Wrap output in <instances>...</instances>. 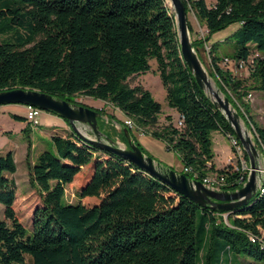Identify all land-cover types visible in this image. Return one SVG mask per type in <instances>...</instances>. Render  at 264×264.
<instances>
[{
  "label": "trees",
  "instance_id": "trees-1",
  "mask_svg": "<svg viewBox=\"0 0 264 264\" xmlns=\"http://www.w3.org/2000/svg\"><path fill=\"white\" fill-rule=\"evenodd\" d=\"M182 2L207 29L192 40L203 64L201 50L214 35L238 25L226 51L210 43L208 73L264 153V127L250 120L244 108L251 90L264 91V0ZM188 27L192 35L189 17ZM0 37V92L33 89L70 103L80 94L101 100L176 152L183 164L180 173L188 178L224 177L221 191L233 192L248 177L240 165L217 169L213 164V132L241 144L184 62L166 0H0ZM151 60L157 62L168 106L185 117L182 128L167 116V124L154 129L162 105L142 85L129 83L151 70ZM220 63L241 65L248 78L238 79ZM97 111L107 114L105 108ZM58 117L67 124L65 133L53 134V151L41 153L30 170L41 201L31 231L15 210V154L0 153L5 216L0 220V264H26L27 254L31 264H235L242 254L264 262V192L232 210L201 207L129 161L89 144ZM25 120L30 128L23 132L29 137L31 127L40 123L29 120L28 113ZM121 127L118 138L127 145V129L141 148L135 131L124 122ZM75 182L80 202L64 205L66 185Z\"/></svg>",
  "mask_w": 264,
  "mask_h": 264
},
{
  "label": "rangeland",
  "instance_id": "rangeland-1",
  "mask_svg": "<svg viewBox=\"0 0 264 264\" xmlns=\"http://www.w3.org/2000/svg\"><path fill=\"white\" fill-rule=\"evenodd\" d=\"M166 4L171 7V3H169L168 0H166ZM188 17L193 27L191 40L199 37L201 38L208 33L207 29L204 26H201L193 11L189 13ZM238 28V25H233L228 29L215 34L210 43L213 41L218 42L220 49L223 52L226 51L227 48H230L234 44V39L231 36L238 30ZM1 40L2 38L0 37V42ZM210 43L206 46L205 50H201V58L204 61L203 65L207 72L208 69H211V60L209 58ZM150 64L151 70L148 73L142 76H135L130 80L129 83L131 86H136L138 84L142 85L144 88L149 90L152 93L154 99L162 105L163 109L159 117V127L154 128L160 130L167 124L166 117H176V112H174V110L168 106L166 91L157 73L158 65L156 60H151ZM220 65L224 70L229 71L238 79L248 78V72L234 63H229L228 65L220 63ZM211 80L214 87H217L216 81L213 78H211ZM250 94L251 98L247 100V103L244 107L245 111L248 113L250 120L264 127V91L251 90ZM223 96L226 95L223 93ZM74 102L82 106L86 105L87 107L96 111L97 109L105 108L107 113L105 116L109 115L115 120L112 121L107 118H100L101 131L113 140L118 141L122 147H126L124 142L119 139L121 138L122 122H124L126 119L123 113L110 104H106L101 100L85 97L82 94L76 95L74 97ZM237 105L240 110L243 111L241 105L238 103ZM27 113L26 106H0V153L12 151L15 154L17 172L11 176V178H13L16 182L18 193L15 203V210L19 220L26 225L25 227L29 231H31L30 226L33 213L35 209L41 205L39 192L36 188H33L30 183L31 167L36 163L37 158L41 153L45 151H53V134H64L67 124L58 116L46 111H42L38 116L40 125L38 127H31L30 136L28 137L25 132H23L24 129L30 128L28 121L25 120L27 118ZM15 116L21 117L23 119H18ZM175 120L177 122V119ZM241 123L242 126L245 127L243 121ZM79 131L89 138L93 137L90 131L87 132L85 130V127H81ZM147 131L148 133H152L153 129L150 128ZM134 134L141 148L145 152V155L153 158L155 162L165 168L173 169L177 172L183 170V164L179 155L174 151L167 150L166 145L161 140L154 138L151 135L142 134L139 131H135ZM250 134L252 142L256 146L254 135L252 132ZM212 136V150L217 164L222 166L223 163H230L231 159L233 158L234 160L232 161H234L236 165H239V157L237 156V152L233 150L232 140L228 139L220 132H213ZM30 143H32V147L29 150ZM257 151L259 154L258 163L264 169V153L259 148H257ZM243 154V165L244 167L250 168V162L245 157L247 153L244 149ZM79 202V182L67 184L66 193L63 197V204L77 205ZM3 219H5L4 206L0 204V220ZM25 261L26 264H31L32 257L27 254ZM235 264H264V262L257 261L254 258L242 254L239 255V258Z\"/></svg>",
  "mask_w": 264,
  "mask_h": 264
},
{
  "label": "water",
  "instance_id": "water-1",
  "mask_svg": "<svg viewBox=\"0 0 264 264\" xmlns=\"http://www.w3.org/2000/svg\"><path fill=\"white\" fill-rule=\"evenodd\" d=\"M170 2L172 13H174L177 23V32L184 62L198 86L207 94L214 106L233 128L237 139L248 155L250 171L246 183L240 189L233 192L216 190L206 186L199 180L190 179L185 174L161 166L153 158L143 153L127 129H124L127 145H125V148L122 147L118 141L113 140L101 131L98 120L100 118H109L89 107L70 103L33 89H13L0 92V106H31L42 111L55 113L67 120L72 129L89 144L129 161L138 169L159 180L197 205L201 207L209 206L214 210L222 211L236 209L247 205L264 185V169L258 163V146L253 144L250 129L230 103L229 98L223 96V92L218 85L213 91L211 77L192 44L188 27V13L184 3L182 0H170ZM242 121L245 127L242 126ZM81 127H85L87 132L90 131L93 137L89 138L83 135L79 131Z\"/></svg>",
  "mask_w": 264,
  "mask_h": 264
},
{
  "label": "built area",
  "instance_id": "built-area-1",
  "mask_svg": "<svg viewBox=\"0 0 264 264\" xmlns=\"http://www.w3.org/2000/svg\"><path fill=\"white\" fill-rule=\"evenodd\" d=\"M240 68L242 67L241 65L239 66ZM251 98V94H249L246 98V101ZM27 110H28V118L29 120L33 121L35 124L37 123L38 121V116L40 115V113L42 112V110L40 109H37V108H34V107H31V106H27ZM184 121H185V117L183 115L181 116H178L177 118V126L179 128H182L184 126ZM125 125H127L129 128H131L132 130L134 131H139L141 132L142 134H144L141 130H139L136 126V124L129 118H126L125 121H124ZM0 135H1V132H0ZM232 142H233V147L235 148V152H237V156L239 157V165H240V169L245 172V173H249L250 171V168L248 167H244L243 163V148L241 145H239L237 143L236 140L232 139ZM237 169L239 170V168L237 167ZM192 170L190 168H185V172H191ZM225 178L224 177H218L216 175H210V176H207L206 178L203 179V182L206 186L210 187V188H213V189H216V190H221V187L225 184ZM247 181V178L243 177L241 182H242V186L246 183ZM261 192H264V189L263 187L260 189ZM250 239L252 242H255L256 241V238L253 237V236H250Z\"/></svg>",
  "mask_w": 264,
  "mask_h": 264
},
{
  "label": "crops",
  "instance_id": "crops-1",
  "mask_svg": "<svg viewBox=\"0 0 264 264\" xmlns=\"http://www.w3.org/2000/svg\"><path fill=\"white\" fill-rule=\"evenodd\" d=\"M142 76V75H141ZM26 109H27V107H26ZM173 110V109H172ZM174 112H176L175 110H174ZM125 116V115H124ZM176 117H174V119H177L178 118V113L176 112V115H175ZM126 118V117H125ZM212 139H213V136H212ZM228 160H230V159H228ZM232 160H234L233 158L231 159V161H230V163L231 164H233V165H236L235 163H234V161H232ZM213 164H214V166L217 168V169H222V168H224L227 164H229L228 162H226V163H223V165L222 166H219L218 164H217V162H216V158H215V155H214V158H213Z\"/></svg>",
  "mask_w": 264,
  "mask_h": 264
},
{
  "label": "bare ground",
  "instance_id": "bare-ground-1",
  "mask_svg": "<svg viewBox=\"0 0 264 264\" xmlns=\"http://www.w3.org/2000/svg\"><path fill=\"white\" fill-rule=\"evenodd\" d=\"M168 2H169V3H171V2H170V0H168ZM212 87H213V91H215V87H214V85H213V84H212Z\"/></svg>",
  "mask_w": 264,
  "mask_h": 264
}]
</instances>
